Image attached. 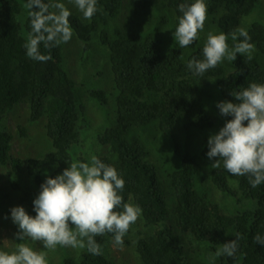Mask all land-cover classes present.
Listing matches in <instances>:
<instances>
[{
	"label": "trees",
	"instance_id": "trees-1",
	"mask_svg": "<svg viewBox=\"0 0 264 264\" xmlns=\"http://www.w3.org/2000/svg\"><path fill=\"white\" fill-rule=\"evenodd\" d=\"M21 1L24 0H0V123L6 112L19 103L27 104L31 123L44 116L45 134L52 150L42 160L27 163L26 173L30 182L26 188L19 186L24 182H11L15 189L22 190L19 205L29 215L35 216L33 200L44 182L41 172L46 167H54L51 175L54 178L73 162L70 152L74 145L81 142L82 129L77 127V123L83 117L84 109L77 105L75 84L64 66L61 45L51 49L50 61L39 62L27 57L24 44L31 31V20L28 10L22 9ZM122 1L97 0L99 10L88 24L73 16L69 17V22L82 42V49L90 48L89 35L96 32L99 43L108 53L116 91L115 122L113 127L101 132L97 140L109 148L112 156V160L101 157L102 162L114 166L125 180L121 193L124 201L142 209L139 218L142 228L136 246L140 262L193 264L185 256L174 235L175 230L190 249L208 240L212 252H216L221 244L235 240L239 234L237 253L233 257L220 256L215 264H264V245L254 240L257 234L264 237V183L253 188L247 176L234 177L222 168L208 167L203 163L205 152L192 155L186 151L179 152L178 161L164 173L163 183L160 184L159 168L149 161L154 153L153 144L135 131L153 125L149 132L151 135L155 133L153 143L158 146L162 145L160 135L165 137L176 133V140L180 130L184 134L190 130H211L215 116L205 106L198 85L190 79L215 80L221 100L231 102H235L231 93L253 82L264 83V26L253 23L247 30L250 42L263 59L244 57L234 62L231 72L225 73L219 64L202 76H196L188 70L187 63L193 57L203 59V47L185 55L179 49L167 47L161 37L142 27V22L148 25L149 20H144L143 15L152 10L163 13L158 22L160 28L174 20L171 12L178 24L182 15L178 5L194 1L127 0L128 17L124 26L119 28L116 21L124 7ZM258 1L207 0V14L221 32L230 35L242 18L254 10ZM44 2L48 3V0ZM34 11L38 9L34 7ZM40 51L48 54L42 44ZM88 95L100 104L107 102L104 91L95 89ZM226 119L230 117H222L223 125ZM18 130L24 136L23 128ZM11 142V136L0 131V167L9 161ZM169 152L167 148H162V154ZM11 162V172L15 173L20 165L15 160ZM197 178L202 188L210 184L217 192L235 199L237 203L249 202L246 206L251 209L238 215L223 214L207 200ZM207 190L213 198L212 192ZM168 197L170 201L166 200ZM168 205L172 208V218ZM108 238H113L112 234L95 239L103 248ZM199 247L201 251L205 250ZM207 260L210 261L209 256ZM57 264L115 263L104 254L94 256L84 249L79 255L66 256Z\"/></svg>",
	"mask_w": 264,
	"mask_h": 264
},
{
	"label": "clouds",
	"instance_id": "clouds-1",
	"mask_svg": "<svg viewBox=\"0 0 264 264\" xmlns=\"http://www.w3.org/2000/svg\"><path fill=\"white\" fill-rule=\"evenodd\" d=\"M90 20L99 10L97 0H71ZM31 31L24 48L32 60L47 62L52 59L51 49L68 43L74 31L69 22L71 11L61 2L45 3L44 0H27ZM38 11H32L33 8ZM51 9V10H50ZM182 15L173 36L181 48L188 47L199 38L207 19L206 0L181 3ZM120 15V14H119ZM242 38V39H241ZM229 35L209 32L202 49L203 59L193 57L187 68L193 75L202 76L216 68L225 59L233 62L237 54L252 59L255 45L248 31L240 27L231 33L234 42L230 48ZM41 44L48 51L42 54ZM231 95L235 102L216 104L219 114L226 119L223 127L207 140L212 169H224L234 177L247 176L251 187L264 183V83H250ZM233 183H237L233 181ZM125 180L117 169L91 155L87 162L73 161L61 174L47 177L33 200L35 216L22 206L10 209V218L18 228L12 251L0 250V264H49L48 251L59 247L86 249L90 254H103L97 236L112 234L114 244L123 247V238L142 215L139 205L125 202L121 193ZM240 236L221 244L210 254L211 264L220 256L233 257L239 248ZM257 244L264 245V237L255 235ZM41 242L43 250L34 248Z\"/></svg>",
	"mask_w": 264,
	"mask_h": 264
},
{
	"label": "rangeland",
	"instance_id": "rangeland-1",
	"mask_svg": "<svg viewBox=\"0 0 264 264\" xmlns=\"http://www.w3.org/2000/svg\"><path fill=\"white\" fill-rule=\"evenodd\" d=\"M124 1V0H123ZM123 10L117 17L116 23L118 27H123L128 17V1L125 0ZM194 1V0H193ZM207 1V0H206ZM22 9L24 3L27 0L21 1ZM49 2H61L71 11V16L77 18L84 24H88L89 20L83 18L82 12H80L71 0H48ZM27 10V9H26ZM51 10V9H50ZM34 11V8L32 9ZM150 11V10H149ZM26 12V11H25ZM148 12V11H147ZM170 20V24L166 25L163 29L159 27V18L163 17V13H157L150 11L148 14L143 15L144 20H148L147 24L142 22L143 26L146 27L152 35H158L159 38L163 39L164 44L169 48L179 49L185 55H189L192 51L202 48L206 42L207 34L212 32L214 34L221 32L217 25L211 21V17L207 14V19L204 24L203 31L199 33V38L188 47L181 48L178 42L175 40L173 33L177 26L176 18ZM253 23H259L264 26V0H259L254 10L248 15L242 18L239 26L236 28L243 27L246 30ZM145 28V29H146ZM235 29V30H236ZM234 30V31H235ZM93 33V34H92ZM90 33V40L88 42L90 48L82 49V42L77 38L74 33L72 39L68 43L60 44L63 52V63L66 67L68 76L75 84V94L77 99V105L84 109L83 117L78 121L77 127L81 130L80 133V144L74 145L70 154L72 155L73 161L87 162L91 155H96L99 158L105 157L112 160V156L109 152V148L99 144L97 137L105 129L114 126L115 122V95L116 91L114 88L113 77L108 61V53L104 46L99 43L98 33ZM229 47L231 48L234 42L231 39V34L228 39ZM246 56L237 54L236 59L231 62L225 59L221 66L225 73L233 71V64L238 59H242ZM105 58V59H104ZM260 57L259 52L255 46V52L252 53V59L256 60ZM199 77L191 78L194 81L202 94L203 102L205 106L214 114L215 124L211 130L196 131L190 130L184 134L180 129L178 134L180 136L174 139L175 134L168 136L160 135L159 138L162 141V145L155 146L153 142L154 134L151 135L150 129H153V125H150L144 129L135 130L138 131L141 137L151 141L153 144L152 150L154 151L153 157H149V161L159 168V180L160 184L163 183L164 173L168 169H172L176 161L179 152H188L189 154L200 155L201 152L207 153L208 146L207 140L210 134L218 132V128L222 127L223 121L222 116L219 114V110L216 104L222 102L218 89L216 87L215 80L211 78H205L198 80ZM206 82V83H205ZM208 84L207 87L204 86ZM101 90L106 94L107 102L100 104L96 100L89 97V92L92 90ZM29 109L26 103L15 104L10 108L0 123V131L8 133L11 138V148L9 152V161L6 165L0 167V176L2 182L0 184V250L12 251L18 241L15 239V234L18 232V228L10 218V209L19 205V199L22 193L21 189H15L11 182L19 183V186L26 188V185L30 182V178H27L26 173L27 163L29 161H40L48 153L51 152V142L45 134V119L44 116L37 122L31 123L29 120ZM23 128L25 131L24 136L19 134L18 128ZM157 133V131H156ZM21 135V136H20ZM197 139V140H196ZM176 141L178 143H176ZM180 142V143H179ZM162 148H167L171 151L167 154H162ZM74 152V153H73ZM12 159H11V158ZM37 157V158H36ZM218 158L208 159L207 155L203 158V163L211 167ZM15 160L20 165L17 170L13 171L11 167V161ZM54 167H46L41 172V177L45 181L47 177H51L53 174ZM222 170V169H220ZM198 179L200 190L205 194L207 200L214 206H216L223 214L227 216L238 215L245 211H248L250 207L246 206L247 201L237 203L235 199H231L227 195L220 194L215 190L212 185L206 184L205 187L212 192H208L206 188H202ZM9 183V184H8ZM8 187V188H7ZM4 197V198H3ZM170 201L171 198H167ZM250 204V203H249ZM253 205V203H252ZM169 215L172 218V208L170 205L167 206ZM251 209V208H250ZM139 222V219L137 220ZM132 225L128 233L123 238V247L114 244L113 238H108L105 241V245L102 248L103 254L107 256L115 264H142L136 253L137 240L139 238V232L141 231V222ZM174 235L177 237L180 245L185 251V256L193 264H211V260H207V256L210 258V254H214L209 250L211 245L208 240H205L200 245L190 249L184 244L180 238L179 232L174 230ZM184 236V235H183ZM34 248L43 250L41 242H35L32 245ZM202 246L205 250L201 251ZM81 249L71 247H57L54 251H48L49 264H57L62 261L66 256L79 255ZM106 252V254H105ZM217 257L215 261H218Z\"/></svg>",
	"mask_w": 264,
	"mask_h": 264
},
{
	"label": "bare ground",
	"instance_id": "bare-ground-1",
	"mask_svg": "<svg viewBox=\"0 0 264 264\" xmlns=\"http://www.w3.org/2000/svg\"><path fill=\"white\" fill-rule=\"evenodd\" d=\"M92 34H93V33H92ZM58 92H59V91H58ZM56 94H57V93H56ZM56 94H55V95H56ZM36 158H37V157H36ZM205 166H206V165H205ZM217 178H218V177H217ZM217 180H218V179H216V181H217ZM214 181H215V180H214ZM237 181H238V180H237ZM0 197H2V196H0ZM3 198H4V197H3ZM233 200H234V199H233Z\"/></svg>",
	"mask_w": 264,
	"mask_h": 264
}]
</instances>
